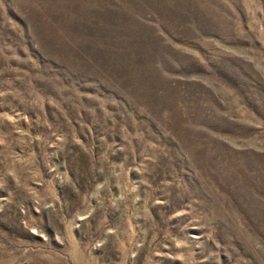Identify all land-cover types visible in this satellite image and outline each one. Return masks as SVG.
Masks as SVG:
<instances>
[{
	"label": "rangeland",
	"instance_id": "374dc122",
	"mask_svg": "<svg viewBox=\"0 0 264 264\" xmlns=\"http://www.w3.org/2000/svg\"><path fill=\"white\" fill-rule=\"evenodd\" d=\"M0 264H264V0H0Z\"/></svg>",
	"mask_w": 264,
	"mask_h": 264
}]
</instances>
